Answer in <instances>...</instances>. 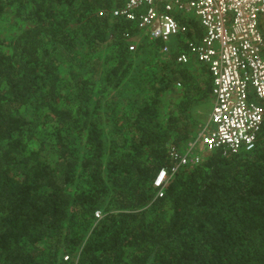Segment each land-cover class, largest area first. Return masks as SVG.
<instances>
[{"label": "trees", "instance_id": "obj_1", "mask_svg": "<svg viewBox=\"0 0 264 264\" xmlns=\"http://www.w3.org/2000/svg\"><path fill=\"white\" fill-rule=\"evenodd\" d=\"M121 4L0 0V264H264V114L253 149L212 151L157 196L212 78L175 62L196 16L174 12L162 59L160 39L129 50Z\"/></svg>", "mask_w": 264, "mask_h": 264}, {"label": "built area", "instance_id": "obj_2", "mask_svg": "<svg viewBox=\"0 0 264 264\" xmlns=\"http://www.w3.org/2000/svg\"><path fill=\"white\" fill-rule=\"evenodd\" d=\"M175 11L192 13L202 27L201 37L188 41L187 51L176 55L175 62L194 59L208 66L212 104L193 136L167 144L169 163L153 179L157 196L178 168L198 164L212 151L228 155L253 149L264 114V0H122L120 7L110 9L139 30L126 33L129 50L146 36L162 41L158 50L164 56L172 38L186 30ZM94 215L99 218L101 211ZM62 260L77 264V255L65 252Z\"/></svg>", "mask_w": 264, "mask_h": 264}, {"label": "rangeland", "instance_id": "obj_3", "mask_svg": "<svg viewBox=\"0 0 264 264\" xmlns=\"http://www.w3.org/2000/svg\"><path fill=\"white\" fill-rule=\"evenodd\" d=\"M192 13H189V15H191ZM146 36L143 37V39ZM141 41H139L138 43H140ZM137 46V45H136ZM171 49V48H170ZM170 52V51H169ZM169 54V53H168ZM168 54L167 56H164L163 54H161L158 50L157 55L160 56L162 59H167L168 58ZM194 113L200 118V119H204L206 117V113H207V107H202L201 110L197 109L194 111Z\"/></svg>", "mask_w": 264, "mask_h": 264}, {"label": "crops", "instance_id": "obj_4", "mask_svg": "<svg viewBox=\"0 0 264 264\" xmlns=\"http://www.w3.org/2000/svg\"><path fill=\"white\" fill-rule=\"evenodd\" d=\"M182 13H186V12H184V11H181ZM187 14H189V13H187ZM138 32H136V33H134V34H137ZM146 38V40H144ZM144 39H142L141 40V42L144 40L145 42L147 41H152V40H150V39H148L147 37H145ZM173 39V38H172ZM143 41V42H144ZM172 43V42H171ZM190 61H195L194 59H191ZM211 97H210V103L208 104V107H207V113H206V117L204 118V119H201L202 120V123L207 119V117H208V113H209V110H210V107H211V104H212V93H211V95H210Z\"/></svg>", "mask_w": 264, "mask_h": 264}]
</instances>
